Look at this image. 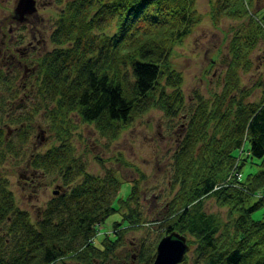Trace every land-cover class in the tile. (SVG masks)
I'll list each match as a JSON object with an SVG mask.
<instances>
[{
	"label": "trees",
	"instance_id": "obj_1",
	"mask_svg": "<svg viewBox=\"0 0 264 264\" xmlns=\"http://www.w3.org/2000/svg\"><path fill=\"white\" fill-rule=\"evenodd\" d=\"M45 4L53 17L51 50L33 55L37 48L21 49L26 35L15 32L29 21L8 30L5 39L6 55L19 51L24 56L21 65L0 62V166L9 157L23 159L37 175L31 181L51 177L62 191L34 217L19 207L7 177H0V230L12 238L10 246L0 235V264H53L66 255L77 257L76 264L106 262L114 251L107 242L128 238L126 233L144 221L140 181L116 207L121 181L114 169L88 170L76 151L71 115L77 113L112 141L151 109L170 120L181 116L187 106L184 78L171 62L172 50L203 17L196 0ZM253 5V0H210L216 26L225 17L239 26L229 41L221 91L208 98L196 93L186 133L173 154L171 196L159 217V239L173 231L190 235L192 256L182 264H264V82L249 88L241 82V73L254 68L252 53L264 41V13L253 11ZM23 62L28 72L21 71ZM27 87L33 91L23 92ZM256 87L262 96L248 100ZM29 93L33 96L27 99ZM40 112L50 121L56 142L43 152H29L31 124ZM6 124L17 127L8 140ZM247 163L257 170L245 171ZM231 169L242 170V180ZM205 197L227 207L228 217L208 212ZM118 211L124 218L113 223L114 235L105 233L99 246L92 245L100 226ZM155 246H143L146 264L152 263Z\"/></svg>",
	"mask_w": 264,
	"mask_h": 264
},
{
	"label": "rangeland",
	"instance_id": "obj_2",
	"mask_svg": "<svg viewBox=\"0 0 264 264\" xmlns=\"http://www.w3.org/2000/svg\"><path fill=\"white\" fill-rule=\"evenodd\" d=\"M48 1L50 2V0ZM45 2L47 0H38L37 13L28 17L29 24L24 28L19 27L15 32L16 35H26L22 46L34 43L37 52L33 55L49 51L54 47L49 39L50 31L53 28V17L47 10L50 4L47 5ZM17 3L18 0H0V45L6 39L8 30L12 33L17 24L24 23L15 18L14 11ZM253 3V11L259 9L261 13H264V0H253ZM196 8L203 20L182 44L174 46L171 57L173 66L183 73L184 78L183 91L187 106L181 116L170 120L164 116L161 110L151 109L137 118L120 133L117 139L112 141L101 135L93 124L83 122L77 113L71 115L76 126L72 130L76 151L86 162L88 170L94 174H103L105 168H111L116 171V175L121 181L117 196L119 200H115L114 203L116 207L121 204L120 199L128 196L133 182L140 181L139 208L143 213L144 221L135 224L138 228L129 230L125 236H128L127 242L132 240L131 243L136 246L140 245L142 250L137 253V257L133 258L132 254L136 253L134 245L129 243L127 246L119 247L116 244L109 261H107L108 264H118L119 261L122 264H146L142 260L144 257H141L144 253L142 246L152 247L160 240L159 237L163 233L159 217L164 212L163 207L171 196L173 154L180 146L186 133L187 121L191 116L190 110L196 104L195 95L200 92L208 98L212 92H219L222 89L221 82L230 62L229 41L234 35L235 27L239 26V22L225 17L216 26L209 15L210 0H196ZM31 17L32 19H30ZM32 29H35L33 34ZM37 41H41L40 45ZM251 56L254 60V68L249 72L241 73V82L248 88L260 80L264 82V41L258 44ZM20 69L22 71L23 67ZM27 91L33 90L31 87H27L23 92ZM25 96L30 99L33 94L29 93ZM261 96V88L256 87L248 96V100L257 101ZM31 125L33 127L32 136L27 146L29 152H43L55 144V133L43 112L36 115ZM4 126L6 130H9V135L4 136L7 140L17 127L14 124ZM244 169L245 171H255L257 166L247 163ZM30 170L26 167L23 159L19 160L17 157L10 159L9 157L0 166V177L5 176L9 180L8 187L14 192L19 207L29 210L34 216L41 207L46 205L47 201L57 194V190L62 191V187L59 181H53L51 177L42 175L40 179L35 178L33 182H30V176L37 177L36 173L32 174ZM231 172H234L238 179L242 180V170L231 169ZM247 193L251 194V192ZM205 198V208L208 212L220 215L224 219L228 217L227 207L221 206L212 197ZM262 212L263 209L257 210L255 217L259 218ZM123 218V212L118 211L112 214L107 222L100 226V232L92 239V245L99 246L105 233L114 235L113 223L121 222ZM123 224L128 223L125 221ZM118 232L120 231L118 230ZM147 253L152 255V249L148 248ZM189 254L192 256L191 253ZM73 256L66 255L63 260L53 264H74L77 257ZM95 263L97 260L91 264Z\"/></svg>",
	"mask_w": 264,
	"mask_h": 264
},
{
	"label": "water",
	"instance_id": "obj_3",
	"mask_svg": "<svg viewBox=\"0 0 264 264\" xmlns=\"http://www.w3.org/2000/svg\"><path fill=\"white\" fill-rule=\"evenodd\" d=\"M37 10L36 0H18L14 15L17 21L25 22ZM189 250L187 236L173 231L161 239L153 264H179L185 260Z\"/></svg>",
	"mask_w": 264,
	"mask_h": 264
},
{
	"label": "flooded vegetation",
	"instance_id": "obj_4",
	"mask_svg": "<svg viewBox=\"0 0 264 264\" xmlns=\"http://www.w3.org/2000/svg\"><path fill=\"white\" fill-rule=\"evenodd\" d=\"M29 47H31V48H34V49H36L35 48V45L34 44H28V48ZM7 47H6V45H5V42L2 44V47L0 48V51L1 52H3V51H5V49H6ZM18 63L21 65V63H20V61H18ZM30 182H33V180L32 181H30ZM8 220H10V218H8ZM9 222V221H8ZM8 224V223H7ZM5 235V237L7 238L6 240H7V243L11 246V240H12V238H10V236H11V232H8V231H4V232H0V235ZM126 238L127 237H125V239L124 240H121L120 239V241L118 242V237H116L115 239L114 238H112L111 240H109L107 243H108V245L110 246V247H115L116 246V244L119 246V247H122V246H127L129 243H131V241L132 240H130V241H128L127 242V240H126ZM132 245H134V243H131ZM117 246V247H118ZM157 246V245H156ZM143 247V246H142ZM106 248V246H104V247H102L101 248V250H104ZM134 249L136 250V253L135 254H132V257L133 258H135V257H137L138 255H137V253H139L141 250H142V248H141V246L140 245H134ZM156 249V248H155ZM74 264H76V263H74ZM80 264V263H79ZM95 264H108L107 263V261L106 262H101V261H97V263H95ZM118 264H122L121 263V261H119L118 262Z\"/></svg>",
	"mask_w": 264,
	"mask_h": 264
}]
</instances>
